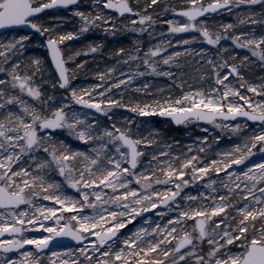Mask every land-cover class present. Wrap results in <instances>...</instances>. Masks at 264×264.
<instances>
[{
	"label": "snow or ice",
	"instance_id": "obj_1",
	"mask_svg": "<svg viewBox=\"0 0 264 264\" xmlns=\"http://www.w3.org/2000/svg\"><path fill=\"white\" fill-rule=\"evenodd\" d=\"M80 2L0 0L16 33L0 36V264H264V0ZM58 7L78 27L46 23ZM93 28L148 44L80 85L77 58L103 42H64ZM31 30L44 56L28 54ZM152 115L236 140L182 145L137 119ZM62 238L77 246L50 247Z\"/></svg>",
	"mask_w": 264,
	"mask_h": 264
},
{
	"label": "rangeland",
	"instance_id": "obj_2",
	"mask_svg": "<svg viewBox=\"0 0 264 264\" xmlns=\"http://www.w3.org/2000/svg\"><path fill=\"white\" fill-rule=\"evenodd\" d=\"M141 3H143V0H141ZM257 6H259V5H257ZM80 7L84 8V9L89 8L90 7V0H81ZM260 8H261V6L258 7L257 11H259ZM48 14H49V16L54 17V18L53 19H46V23L61 24L63 30H66V31H71V30H74L75 27H78V17H72V13L70 10H65V11H61V12H52V13H48ZM217 15H220V17L222 16L221 14H217ZM63 17H70V19L63 20V21L58 19V18H63ZM217 19H219V16H217ZM249 27H251V26H249ZM124 32H126V30H124ZM21 33L23 34V32H21ZM121 33H123V31H121ZM14 34H16V33L15 32H5L4 34H2L0 36L10 37L11 35H14ZM110 36L111 35H106L105 32L101 28H93L89 32L84 33L79 38H74L73 40L65 41L64 43H65V45H70L73 49H78V48H83L90 43H100L102 41V39L107 40ZM137 38H141V37H136L135 35L131 37V39H132L131 45L134 43V40ZM31 39H32V42L28 44V54L29 55L44 56L46 54V49L43 47V40L38 39L34 34L32 35ZM37 41H39V43H37ZM89 55L90 54H88V56ZM84 56L85 55L81 56L82 59H84ZM114 60H115V57H113V59L108 58L107 62H105V64L102 65L101 67H99V66L96 67L95 65H93L90 67L89 70H91V71L101 70L102 71V70H104L106 64H112V63H114ZM91 71H85V70L78 71L76 73L75 83L80 84V85H85V84L95 82L97 78L91 74ZM162 80H163V78H157L156 84L158 86H160V81H162ZM121 110L122 111H120V113H123L125 115H130V116L137 115L135 113H130V111L128 109H121ZM156 118H157V115H152V116H148V117H143V116L137 117L138 121H144V122L151 124L152 126L159 127L162 130L163 134L165 135V138H167L166 131L169 128V125H168L169 121L162 120V121L158 122ZM205 129H208V131L205 132L204 131ZM179 132L181 133L180 136H179V134H178V136H175L176 133L174 132L175 135L171 134L168 138L179 140L182 145H188L198 135H209L211 138L213 135V132H215L216 134L222 135V141H221L222 147H226L229 145L230 142H233L236 140V137L234 135L229 137L227 134L221 133L220 129H214V126H211L209 124H203V123H199V126H197L196 124L183 125L182 129ZM179 137H180V139H179ZM69 140H71V137H69ZM260 157H261V154L259 152H257L256 155L250 159H254V160L258 161L260 159ZM189 187L192 191L196 190L195 185H191ZM136 223H137V221H134L132 223V225H129V227L134 226ZM37 234H39V232H37ZM76 246L77 245H69V247H76ZM29 247H32V246H29Z\"/></svg>",
	"mask_w": 264,
	"mask_h": 264
},
{
	"label": "trees",
	"instance_id": "obj_3",
	"mask_svg": "<svg viewBox=\"0 0 264 264\" xmlns=\"http://www.w3.org/2000/svg\"><path fill=\"white\" fill-rule=\"evenodd\" d=\"M161 6H163V5H161ZM258 7H260V6H257L255 8L256 11H257ZM161 18L162 19H164V18L166 19L167 16H163ZM234 18L235 17L233 15H230L229 13H225L221 17L219 16V19H224V20H234ZM156 27L159 30H161V31L163 30L162 26L158 25ZM129 32L130 31H127V30H126V32L123 31V33L118 32L116 36H110L107 40L102 39L101 42H103V45H104V48H103L102 52H97L95 54H90L89 56L85 55L84 59H82V57H78V60L82 59V60L87 61V70H85V71H88L90 69V67L93 66V65H95L96 67L97 66L101 67L102 65L105 64V62H107L108 58H112L113 59V56H111L110 53L114 52L118 47H125V48L130 47L131 46V42H132L131 37L133 35H132V33H129ZM135 34H136V36L141 37L140 39H143L145 45H147L148 37L146 35L142 36L139 33H135ZM253 71H254L255 75L259 76L260 72H261V69L259 67H257L255 69H253ZM148 79H152V78L148 77ZM137 95H139V93H137ZM118 111L120 112L122 110L119 109ZM156 119H157L158 122L163 120V119H160L158 117ZM168 125H169V128L166 131L167 138L171 134L175 135V133H176L175 136H178V134L180 136L181 133L179 131L182 129L183 125L175 127L169 122H168ZM179 139H180V137H179Z\"/></svg>",
	"mask_w": 264,
	"mask_h": 264
},
{
	"label": "water",
	"instance_id": "obj_4",
	"mask_svg": "<svg viewBox=\"0 0 264 264\" xmlns=\"http://www.w3.org/2000/svg\"><path fill=\"white\" fill-rule=\"evenodd\" d=\"M65 8L63 7H58L56 9H50V10H64ZM20 30L22 31H25V32H28L29 29L27 28V26H18ZM32 32H35V30H31ZM4 33V30H0V34H3ZM38 35V34H37ZM39 36V35H38ZM41 37V36H40ZM160 117V116H159ZM161 118H165V117H161ZM165 119H169V118H165ZM170 120V119H169ZM171 121V120H170ZM173 125L175 126H179L177 124H175L173 121H171ZM199 123H206V122H199ZM207 124V123H206ZM57 243H64L66 244L67 246L68 245H77V242L71 240V238H62L61 240H57V241H54L52 245H50L51 248L55 249V246ZM29 247V246H26V248ZM47 251V250H46Z\"/></svg>",
	"mask_w": 264,
	"mask_h": 264
},
{
	"label": "flooded vegetation",
	"instance_id": "obj_5",
	"mask_svg": "<svg viewBox=\"0 0 264 264\" xmlns=\"http://www.w3.org/2000/svg\"><path fill=\"white\" fill-rule=\"evenodd\" d=\"M48 13H50V12H48ZM222 13H223V12H222ZM222 13H219V14H222ZM167 18H169V17H167ZM167 18H166V19H167ZM164 19H165V18H164Z\"/></svg>",
	"mask_w": 264,
	"mask_h": 264
}]
</instances>
